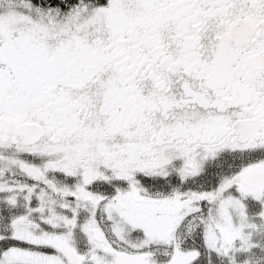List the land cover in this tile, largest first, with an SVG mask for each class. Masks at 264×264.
Instances as JSON below:
<instances>
[{
    "label": "snow or ice",
    "instance_id": "1",
    "mask_svg": "<svg viewBox=\"0 0 264 264\" xmlns=\"http://www.w3.org/2000/svg\"><path fill=\"white\" fill-rule=\"evenodd\" d=\"M0 264H264V0H0Z\"/></svg>",
    "mask_w": 264,
    "mask_h": 264
}]
</instances>
